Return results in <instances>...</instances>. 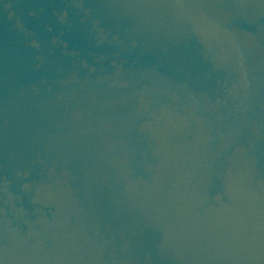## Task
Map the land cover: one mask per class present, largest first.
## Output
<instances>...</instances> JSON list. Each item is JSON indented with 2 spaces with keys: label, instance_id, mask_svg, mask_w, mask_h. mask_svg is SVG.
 I'll return each instance as SVG.
<instances>
[{
  "label": "water",
  "instance_id": "obj_1",
  "mask_svg": "<svg viewBox=\"0 0 264 264\" xmlns=\"http://www.w3.org/2000/svg\"><path fill=\"white\" fill-rule=\"evenodd\" d=\"M0 264H264V0H0Z\"/></svg>",
  "mask_w": 264,
  "mask_h": 264
}]
</instances>
